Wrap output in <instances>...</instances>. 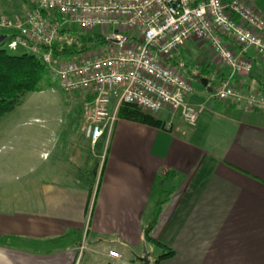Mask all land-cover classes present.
I'll list each match as a JSON object with an SVG mask.
<instances>
[{
	"label": "crops",
	"instance_id": "1",
	"mask_svg": "<svg viewBox=\"0 0 264 264\" xmlns=\"http://www.w3.org/2000/svg\"><path fill=\"white\" fill-rule=\"evenodd\" d=\"M242 1L264 17V0ZM246 56L252 71L231 82L264 93V63L251 50ZM169 63L207 81L191 97L206 105L196 125L167 109L150 115L158 125L119 116L100 150L92 148L99 166L91 192L88 158L78 151L80 177L60 170L36 178L19 207L0 209V264H144V249L153 264L155 247L144 240L152 221V241L174 253L161 264H264V113L210 96L229 71L207 45L190 41Z\"/></svg>",
	"mask_w": 264,
	"mask_h": 264
},
{
	"label": "built area",
	"instance_id": "2",
	"mask_svg": "<svg viewBox=\"0 0 264 264\" xmlns=\"http://www.w3.org/2000/svg\"><path fill=\"white\" fill-rule=\"evenodd\" d=\"M15 18L0 16L6 48L41 59L67 95L81 100L84 135L91 145L111 134L119 111L133 106L144 114L164 110L195 126L205 103L191 101L195 90L171 65L173 54L188 42L207 45L229 71L212 87L216 100L264 113V93L242 92L231 82L248 74L251 50L264 63V17L242 0H24ZM66 27L98 34L104 41L67 60L53 58L51 47ZM86 249L83 238L78 257ZM108 256L118 259L117 251Z\"/></svg>",
	"mask_w": 264,
	"mask_h": 264
},
{
	"label": "rangeland",
	"instance_id": "3",
	"mask_svg": "<svg viewBox=\"0 0 264 264\" xmlns=\"http://www.w3.org/2000/svg\"><path fill=\"white\" fill-rule=\"evenodd\" d=\"M24 6V0H0V16L18 17ZM47 69L51 86L24 94L20 103L0 118V209L19 207L20 195L33 188L36 178L50 180L60 170L80 177L85 163L78 161L75 153L81 151V157L88 158L86 169L94 161L92 148L100 150L101 145L92 146L84 136L80 98L64 93L49 66ZM198 71L183 65L181 69L196 91L204 88L197 79Z\"/></svg>",
	"mask_w": 264,
	"mask_h": 264
},
{
	"label": "trees",
	"instance_id": "4",
	"mask_svg": "<svg viewBox=\"0 0 264 264\" xmlns=\"http://www.w3.org/2000/svg\"><path fill=\"white\" fill-rule=\"evenodd\" d=\"M9 33H1L7 35ZM6 39V38H5ZM104 43L103 39L95 33L83 32L75 27H66L61 30L58 41L52 47L53 58L67 60L79 54L99 48ZM6 41L0 43V118L11 112L20 103V98L29 92H41L51 86L50 75L46 64L36 56L28 53L11 52L6 48ZM264 77V75H263ZM262 89H260V92ZM119 116L133 120L158 125L159 121L149 114H143L133 106H124L119 111ZM96 174V162L85 170L88 192H91ZM159 208L155 212V217ZM153 221L145 229V242L155 247L153 264L173 256V251L158 242L152 241L149 234Z\"/></svg>",
	"mask_w": 264,
	"mask_h": 264
},
{
	"label": "water",
	"instance_id": "5",
	"mask_svg": "<svg viewBox=\"0 0 264 264\" xmlns=\"http://www.w3.org/2000/svg\"><path fill=\"white\" fill-rule=\"evenodd\" d=\"M5 38H6V35H0V43H2L5 40ZM202 84L206 86L207 81H202ZM139 260L142 261L144 264H149V253L146 249L143 250V255L139 257Z\"/></svg>",
	"mask_w": 264,
	"mask_h": 264
}]
</instances>
